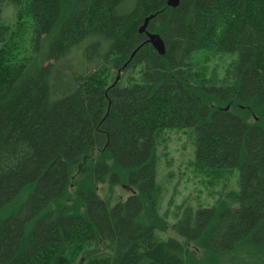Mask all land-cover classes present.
Here are the masks:
<instances>
[{
    "label": "trees",
    "instance_id": "obj_1",
    "mask_svg": "<svg viewBox=\"0 0 264 264\" xmlns=\"http://www.w3.org/2000/svg\"><path fill=\"white\" fill-rule=\"evenodd\" d=\"M167 1L0 0V264H264V0ZM198 53L233 57L229 82L196 80ZM182 128L197 173L238 170V192L169 226L194 250L157 237L155 138Z\"/></svg>",
    "mask_w": 264,
    "mask_h": 264
},
{
    "label": "rangeland",
    "instance_id": "obj_2",
    "mask_svg": "<svg viewBox=\"0 0 264 264\" xmlns=\"http://www.w3.org/2000/svg\"><path fill=\"white\" fill-rule=\"evenodd\" d=\"M135 0H126L120 12L125 14L134 8ZM15 22L14 11L5 7L0 17V25H13ZM233 57L218 56L214 54L198 53L193 56L191 68L193 77L199 82L210 78L222 79L229 82L228 76L233 64ZM115 77V72H112ZM112 75L109 81L112 80ZM156 183L160 188L158 199V214L166 221L168 228L158 232L157 237L163 241L175 239L184 246L185 241L169 229L187 207L200 208L212 207L225 200L228 192H238V170L223 175L222 178L203 176L193 168L194 162V135L190 128L162 130L156 134ZM134 191L126 187L99 186L98 193L101 197L111 196V202L124 200ZM188 249L194 250L192 244ZM197 256L202 258V253L196 250ZM219 264H261L260 259H253L251 255L237 252L220 257Z\"/></svg>",
    "mask_w": 264,
    "mask_h": 264
},
{
    "label": "water",
    "instance_id": "obj_3",
    "mask_svg": "<svg viewBox=\"0 0 264 264\" xmlns=\"http://www.w3.org/2000/svg\"><path fill=\"white\" fill-rule=\"evenodd\" d=\"M179 3V0H168L167 1V6L171 7V8H175ZM152 17H149L147 19H145L143 25L140 27L139 29V33H146V37L148 42L151 44V46L154 48V50L161 56H164L165 53V47H164V43L162 41V39L160 38L159 35L156 34H149L146 32V27L147 24L149 22V20Z\"/></svg>",
    "mask_w": 264,
    "mask_h": 264
}]
</instances>
